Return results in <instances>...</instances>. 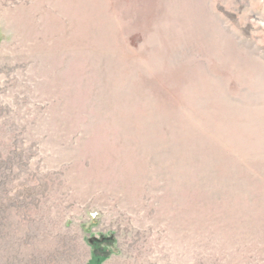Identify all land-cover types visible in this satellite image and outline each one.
Here are the masks:
<instances>
[{
    "label": "rangeland",
    "instance_id": "obj_1",
    "mask_svg": "<svg viewBox=\"0 0 264 264\" xmlns=\"http://www.w3.org/2000/svg\"><path fill=\"white\" fill-rule=\"evenodd\" d=\"M0 264H264V0H0Z\"/></svg>",
    "mask_w": 264,
    "mask_h": 264
}]
</instances>
